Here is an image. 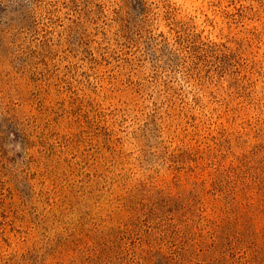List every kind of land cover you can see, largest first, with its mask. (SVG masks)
<instances>
[{
  "label": "rangeland",
  "instance_id": "rangeland-1",
  "mask_svg": "<svg viewBox=\"0 0 264 264\" xmlns=\"http://www.w3.org/2000/svg\"><path fill=\"white\" fill-rule=\"evenodd\" d=\"M0 264H264V0H0Z\"/></svg>",
  "mask_w": 264,
  "mask_h": 264
}]
</instances>
